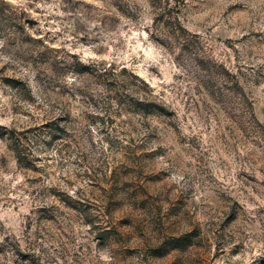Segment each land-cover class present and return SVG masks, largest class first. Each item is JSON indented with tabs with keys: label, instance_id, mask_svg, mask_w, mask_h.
<instances>
[{
	"label": "rangeland",
	"instance_id": "1",
	"mask_svg": "<svg viewBox=\"0 0 264 264\" xmlns=\"http://www.w3.org/2000/svg\"><path fill=\"white\" fill-rule=\"evenodd\" d=\"M0 264H264V0H0Z\"/></svg>",
	"mask_w": 264,
	"mask_h": 264
}]
</instances>
